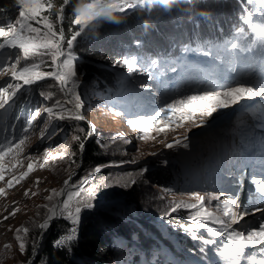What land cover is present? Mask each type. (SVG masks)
I'll use <instances>...</instances> for the list:
<instances>
[{"label":"snow or ice","instance_id":"snow-or-ice-1","mask_svg":"<svg viewBox=\"0 0 264 264\" xmlns=\"http://www.w3.org/2000/svg\"><path fill=\"white\" fill-rule=\"evenodd\" d=\"M243 2L244 0H241V3ZM15 3L19 9L18 18L15 22L0 26V77L10 78L0 83V116L12 108L21 95L32 90L33 86L39 85L41 81H52L49 87L57 86L60 98L35 109L19 129L15 124L0 128V182L6 181L7 189L20 185L34 171L44 169L49 164V159L55 161L62 158V153L59 152L52 156L49 148L44 149L42 157L26 152L33 137L40 142L52 140L55 136L62 135L64 131L56 122H78L85 119V100L80 91L82 80L79 57L75 52L80 38L94 35L105 22L120 23L115 14H123L126 17L129 10L147 9L150 5L171 8L174 0H88L87 3L83 0L81 3H77L76 0H62L61 3H56L54 0H15ZM247 3L259 5L260 10L264 12V0H247ZM69 7L73 8L75 15L71 20L73 27H70L66 34L65 10ZM242 19L251 25V15ZM254 31L258 41L264 44V25L258 26ZM136 44L139 46L140 42L136 41ZM229 49L233 52L243 50L238 42H230L225 46L224 52H228ZM198 51L200 55L211 57L213 61L222 60L221 55L211 48L204 47ZM45 67L48 70H44ZM114 67L126 69L128 77H146V80H140L138 83L132 82V86L148 94L145 99L149 107L153 103L159 104L156 109L145 110L134 118L127 119L128 125L133 130L139 131L138 139L145 142L149 139L155 140V136L150 135L153 130L157 135H167L168 131L184 129L186 124L201 127L218 110L239 105L244 101H253L256 98H260V102L264 103V80L258 84L237 82L217 85L214 88L190 90L186 93L173 94L161 102L160 77L168 72L176 73L178 69L175 64L170 65L159 58L129 56L116 60ZM236 70L235 66H231V71ZM39 95L46 101L52 100L51 93L40 91ZM42 113L45 115L42 116ZM96 135L97 129L91 123L88 124L86 131L84 128L73 130L71 141L78 145L77 151L81 160L86 143ZM64 140L67 145L68 138L64 137ZM187 140L188 136L185 133L183 139L175 138L173 143H166L165 147L186 149L189 147ZM118 141L124 145L132 143L123 136L111 139L112 144H117ZM97 144L103 149L108 147L99 140ZM77 151L71 154V164H78ZM123 154L127 155V151L124 150ZM6 159L9 167L5 166ZM25 161H27L26 165ZM136 162L132 159L112 161L103 166L97 165L89 169L78 182L73 183L69 177L63 181V186L59 190L52 189L45 198L47 203L43 206L46 210L43 221L37 225L40 230L38 238L31 241L33 256L39 251L44 235L52 226V222L61 218L68 221L70 227L65 234L54 241V246L67 247L71 250L72 243L79 238L82 212L95 207L90 200L85 199V195L90 197L92 194L90 181L96 174L102 173L104 167L119 168L125 163ZM147 171V168L141 167L136 172H126L119 178H105V183L111 186L113 182L120 184L123 181V187H131L136 185L139 178L144 177ZM6 174L9 177L7 180ZM36 183L39 185L40 181L37 180ZM236 183L237 190L234 192L224 189L193 191L186 194L187 201L177 200L171 189H163L162 191L172 196L163 215L169 217L182 209L187 210L188 223L179 227L190 233L193 240L199 239L204 246L215 245L218 243L216 238L225 237L228 243L218 247L217 253L225 259L226 264H242V261H248L249 264H264V248L260 247L264 245V215L257 227H244L247 223L246 217L256 213L264 214V174L252 177L253 195L243 205L240 203V182L236 181ZM30 194L35 196L38 193L32 192L31 189L23 193L25 197H29ZM6 195L5 187H0V197ZM159 199L163 200L164 196H160ZM213 201L216 202L214 205ZM18 211L19 209H14L9 215L4 216V220L9 219V216L14 217ZM200 229H205L209 238L199 236ZM29 231L26 226L15 229V239L22 255L25 254L29 244ZM5 247L11 246L5 245ZM249 248L259 253L258 260L256 255L246 252ZM200 251L204 252L205 248L201 247Z\"/></svg>","mask_w":264,"mask_h":264},{"label":"rangeland","instance_id":"rangeland-1","mask_svg":"<svg viewBox=\"0 0 264 264\" xmlns=\"http://www.w3.org/2000/svg\"><path fill=\"white\" fill-rule=\"evenodd\" d=\"M16 19L11 20L8 18L6 22L7 24L9 22H15ZM261 25H264V19L258 17L252 18L251 25L246 23V26L252 28L250 32L253 33L252 38L254 42L251 45L255 47L254 50H237L233 52L229 49L228 52H224L225 46L230 42L239 43V40L228 38L226 43L222 46H210L214 52H218L221 55L222 60L213 61L211 57L206 58L200 55L198 50L208 46L195 44L191 45V48H188L189 51L184 50L174 60L171 57L166 58L164 61L170 65L175 64L178 71L176 73L168 72L160 77L159 92L161 102L176 93H186L190 90H201L205 88H214L217 85L242 82L238 76L246 70L247 63L251 64L253 62L249 61L250 58H254L256 62L258 60L264 62V44L258 41L254 31V29ZM152 58L157 57L154 56ZM231 66H235L237 70L235 72L231 71ZM46 69L47 67H45L44 70ZM116 71L119 76L120 89L117 95H112V97L108 96L107 93L103 94L101 91H97V88L94 86L96 79L93 73L85 71L84 69L80 71L82 80L80 91L85 100V115L99 131L104 133L111 132L117 137L123 136L132 141L131 144L125 146L127 148L128 157H132L137 162L135 164H124L123 166L131 167L139 164L145 165L147 163L145 160L150 158L158 160L159 165L156 166V169H160L161 171L167 169L173 173L174 181L170 188H157L155 183L149 180L147 181V178L145 181H141L139 201H144L147 206L144 210L148 216L149 224L155 223L159 232L164 238H167L169 242H171L174 248H177L176 242L180 239H184L183 237L190 238L199 248V252H201V247L205 248L203 257L207 259L208 262L203 263L197 258L188 256V260L183 264H226L225 259L220 257L217 253L218 247H222L228 243L225 237H218L216 238L218 241L217 244L207 246L202 245L199 239L193 240L190 233H186L179 227L181 224L188 223L187 210L182 209L169 217L163 215V211L168 202L172 199V196L162 190L171 189L177 200L183 199L187 201L188 196L186 194L193 191L204 192L206 190L224 189L225 191L234 192L237 190L236 181H239V191L241 194L240 203L242 205L247 203L248 198L253 195L252 190L254 186L251 183L252 178L246 176L244 173H237L234 171L235 176L233 172L226 169L224 159L227 162L229 156L228 154H224V151L226 150L227 144L228 153L236 152L239 148L236 136L233 141H229L230 136L228 134L229 130L235 134L237 128H240L243 122H246L243 120L240 121L241 118L239 116L247 120V111L250 112L251 115H256V112H261V107L264 104L255 106L258 107V109L254 108L252 111H249L246 110L245 107H249L248 105H250L252 101H244L239 105L218 110L201 127H192L186 124L184 129L168 131L167 135H157L153 130L150 135L155 136V140L149 139L145 142L138 139L140 135L139 131L133 130L130 125H128L127 119L134 118L138 113L145 110L151 111L156 109L159 107V104L153 103L149 107L148 101L145 99L148 94L138 87L134 88L132 86V82L138 83L140 80H146V77H128L126 75L127 70L119 67L116 68ZM204 77L205 79L201 80ZM193 78H197L198 81L206 83L191 88L190 84L196 83L197 81L191 82L190 79ZM6 79L10 78L0 77V83H3ZM46 103L50 104L48 101L42 100L39 104L33 106L32 112L37 108H41ZM117 112L121 114L117 115ZM30 114H26L25 119ZM43 115L45 114L42 113V116ZM4 118L5 113L3 116H0V121H4ZM37 119L39 120L40 117ZM56 123L59 127L64 129L62 135L55 136L52 140L44 142H40L36 137H33L26 152H32L42 157L44 149L49 148L52 156H55L59 152L62 153V158H58L55 161L49 159V164L45 166L44 169L34 171L25 181L13 189H7L6 181L0 182V187H5L7 192L6 197H0V264H15L17 260L16 253L22 256L15 239V229L19 228L26 218L32 217L38 207L47 202L45 198L50 194L52 189L55 188L59 190L63 186V181L69 177H71L72 181L76 173L75 171L78 165L71 164V154L74 151V147L77 145L75 142L71 141V135L73 133L69 127L66 126L65 122L60 121ZM244 131L241 132L243 133ZM198 132H203V135L193 136ZM185 133L188 136V148L176 147L167 149L165 147L166 143H173L175 138L183 139ZM64 137L68 138L67 145H65ZM221 144L223 145L222 147ZM165 161L167 163H165ZM26 163L27 161H25V165ZM5 166H10L7 159ZM146 168L148 171L153 170V168ZM136 171L131 170L130 172ZM244 175L246 178H244ZM215 177H223L227 181L222 179L215 184V180L213 179ZM8 178L6 174V180ZM37 180L40 181L39 185L36 183ZM28 189L38 194L35 196L30 194L29 197H25L23 193ZM160 196H164V199H159ZM215 203V201L212 202L213 205ZM97 208L98 207H94L93 209ZM14 209H19L16 215L14 217L9 216V219L4 220V216L9 215ZM124 209L128 213H134L131 202H127ZM262 215L264 214L256 213L255 215L246 217L247 223L244 224V227H257L261 221ZM174 218L175 221H173ZM234 227L239 226L236 225ZM175 231H177L178 234H176ZM142 234L148 236L144 232H142ZM198 235L203 236L205 239L209 238L205 229H200ZM115 244L114 262L112 264H152L151 261L154 255H152L151 250L148 251L143 248L141 242H139V239L136 238L135 235L133 238L129 239L128 243L116 240ZM154 244H156L163 259H161V263L154 261L153 264H167L168 261H171L169 264H175L176 257L171 253L168 247L162 246L161 243L157 241ZM5 245H10L11 247L6 248ZM260 247L264 248V245ZM246 252L256 255L257 260L260 258L259 253L255 249L249 248ZM150 254L151 257L149 258ZM242 264H249V262L242 261Z\"/></svg>","mask_w":264,"mask_h":264},{"label":"trees","instance_id":"trees-1","mask_svg":"<svg viewBox=\"0 0 264 264\" xmlns=\"http://www.w3.org/2000/svg\"><path fill=\"white\" fill-rule=\"evenodd\" d=\"M61 3L62 0H54ZM81 3V0H76ZM87 3L88 0H83ZM66 20L64 22L65 32L73 27L71 20L74 18L72 7L66 8ZM19 15L18 5L15 0H0V26H6V20L16 19ZM120 23L105 22L100 25L94 35L80 38L75 48L79 57V70H85L95 75L94 86L97 91H101L108 96L117 95L120 89L119 76L114 62L122 60L128 56L138 58L157 57L165 60L171 57L177 58L185 49L191 45H203L207 48L222 46L228 38L239 40L243 50H254L251 44L252 28L246 26L243 17L251 15L252 18L264 19V12L256 4H248L247 0H174L171 8H164L161 5H150L147 9L139 8L130 10L125 17L123 14H115ZM238 33H240L238 35ZM252 33V34H251ZM136 41L140 44L137 46ZM48 70V69H46ZM53 82L50 80L41 81L39 85H34L32 90L21 95L16 104L6 112V125L15 124L17 129L23 124L26 114L32 112L33 106L39 104L43 97L40 91L52 94V103L60 98L57 86L49 87ZM85 112V111H84ZM72 131L76 128L87 130L88 123L85 121H63ZM66 127V128H67ZM0 128L2 126L0 125ZM97 129V128H96ZM19 131H17V135ZM117 137L111 132L104 133L97 129V135L86 143L84 155L81 157L77 151L78 145L74 147L77 151L76 173L72 182H78L87 171L97 165H107L112 161H128L132 157L123 154L127 148L121 142L112 144L111 139ZM107 145L106 149L101 148L97 141ZM146 159L147 163L137 166H123L119 168L104 167L102 173L96 174L90 181L92 188L91 196L85 195L86 200H90L97 209L84 210L81 218V234L77 241L71 245V250L67 247H54L56 241L62 234L66 233L69 222L64 219H56L36 253L33 264H112L116 247L115 241L128 243L134 235L139 239L146 250H151L154 255L151 263L163 259L156 244L168 247L176 257L175 264H183L188 260V256L207 260L203 257V252L188 237H183L176 242L177 248L159 232L155 223L149 224L148 216L145 213L147 208L144 201H139L140 182L151 181L157 188H170L173 185L174 176L169 170L156 169L159 165L157 159ZM128 164V163H125ZM137 167V168H136ZM141 167H149L144 177L139 178L138 183L131 187H123L115 182L109 186L105 183V178H119L126 172L136 171ZM156 198V197H153ZM131 202L134 213H128L122 206L114 204V201ZM47 203V202H46ZM45 203V204H46ZM44 204V205H45ZM44 205L38 207L32 217L20 225L29 228V244L25 254L19 256L15 264L25 263L32 255V239L38 238L40 230L37 225L43 221ZM175 221V218L173 219ZM142 232L148 236H144ZM176 234L177 231H175ZM182 238V237H180ZM178 255V256H177ZM151 254L149 255V258ZM168 261L167 264H169ZM159 264V263H158Z\"/></svg>","mask_w":264,"mask_h":264},{"label":"water","instance_id":"water-1","mask_svg":"<svg viewBox=\"0 0 264 264\" xmlns=\"http://www.w3.org/2000/svg\"><path fill=\"white\" fill-rule=\"evenodd\" d=\"M49 230H50V229H49ZM49 230H48L45 234H47V233L49 232ZM35 255H36V254H35ZM34 257H35V256H33V252H32L31 257H30L25 263H23V264H29V262H31V264H33Z\"/></svg>","mask_w":264,"mask_h":264},{"label":"bare ground","instance_id":"bare-ground-1","mask_svg":"<svg viewBox=\"0 0 264 264\" xmlns=\"http://www.w3.org/2000/svg\"><path fill=\"white\" fill-rule=\"evenodd\" d=\"M42 222V221H41ZM80 231H81V225H79V234H80ZM178 256V255H177Z\"/></svg>","mask_w":264,"mask_h":264},{"label":"built area","instance_id":"built-area-1","mask_svg":"<svg viewBox=\"0 0 264 264\" xmlns=\"http://www.w3.org/2000/svg\"><path fill=\"white\" fill-rule=\"evenodd\" d=\"M69 227H70V224H69ZM69 227H68V228H69ZM54 247H56V246H54Z\"/></svg>","mask_w":264,"mask_h":264},{"label":"clouds","instance_id":"clouds-1","mask_svg":"<svg viewBox=\"0 0 264 264\" xmlns=\"http://www.w3.org/2000/svg\"><path fill=\"white\" fill-rule=\"evenodd\" d=\"M80 234H81V231H80Z\"/></svg>","mask_w":264,"mask_h":264}]
</instances>
